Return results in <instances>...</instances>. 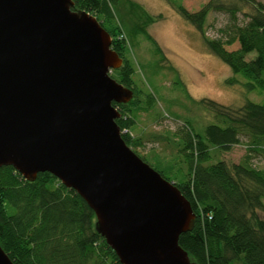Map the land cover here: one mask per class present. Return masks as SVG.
I'll list each match as a JSON object with an SVG mask.
<instances>
[{
    "label": "water",
    "instance_id": "1",
    "mask_svg": "<svg viewBox=\"0 0 264 264\" xmlns=\"http://www.w3.org/2000/svg\"><path fill=\"white\" fill-rule=\"evenodd\" d=\"M111 46L73 0H0V166L75 189L122 264H198L179 243L190 201L122 136L114 103L133 90L111 75ZM0 264H15L1 245Z\"/></svg>",
    "mask_w": 264,
    "mask_h": 264
},
{
    "label": "trees",
    "instance_id": "2",
    "mask_svg": "<svg viewBox=\"0 0 264 264\" xmlns=\"http://www.w3.org/2000/svg\"><path fill=\"white\" fill-rule=\"evenodd\" d=\"M73 1L75 9L97 17L111 34V47L123 58L112 76L132 89L133 97L127 103H114L121 112L117 123L126 143L148 162L136 149L143 146L144 138L132 136L131 129L138 122V112L150 108L153 97L144 96L135 79L136 68L120 37L122 25L116 14L124 12L131 33L151 41L155 53L165 59L162 47L148 32L156 17L143 9L138 12L132 0ZM242 3L253 11L240 23ZM174 6L200 32L209 51L230 66L233 75L226 78V84H242L246 92L264 93V2L209 0L195 11L183 4ZM211 11L230 15L215 37H209L205 28ZM236 42L238 48H227ZM252 52L255 56L248 59ZM200 102L214 112L216 121L201 132L191 121H183L175 133L181 178H168L158 170L174 181L196 214L192 229L180 235L179 243L198 264H264V166L252 161L255 154L264 155V100L246 98L238 107L210 98ZM238 144L248 148L240 162L214 160V149L229 151ZM0 245L15 264H122L97 231L94 210L75 189L48 171L28 180L10 165L0 166Z\"/></svg>",
    "mask_w": 264,
    "mask_h": 264
},
{
    "label": "rangeland",
    "instance_id": "3",
    "mask_svg": "<svg viewBox=\"0 0 264 264\" xmlns=\"http://www.w3.org/2000/svg\"><path fill=\"white\" fill-rule=\"evenodd\" d=\"M141 9L156 17L148 32L162 47L165 59L155 53L154 45L143 35L131 33L124 12H117L120 37L127 45L128 56L135 68V79L142 87L144 96L151 94L150 108L138 112V122L131 129L134 137L144 138L143 146L137 151L146 156L150 165L161 170L168 178H181L180 150L175 133L183 121H191L196 131L216 121L212 112L200 100L210 98L225 105L238 107L246 98L261 102L264 93L246 92L242 84L228 85L227 77L233 75L229 65L209 51L200 32L187 22L175 9L174 4H183L189 10H199L209 0H132ZM174 3H172V2ZM264 2V0H259ZM253 9L248 4L241 5L238 21L247 20L246 13ZM230 15L224 11H211L207 18L206 34L218 35V28L226 25ZM124 28V29H123ZM236 42L228 49H236ZM255 52L247 58H253ZM113 70L111 71V75ZM244 81L241 74L236 75ZM143 96V97H144ZM245 144L234 145L229 151H213L214 160L223 159L228 163L240 162L247 154ZM258 166H264V155L255 154L252 159ZM264 217V214L261 213Z\"/></svg>",
    "mask_w": 264,
    "mask_h": 264
},
{
    "label": "built area",
    "instance_id": "4",
    "mask_svg": "<svg viewBox=\"0 0 264 264\" xmlns=\"http://www.w3.org/2000/svg\"><path fill=\"white\" fill-rule=\"evenodd\" d=\"M126 131H127V129H124V130H123V132H126Z\"/></svg>",
    "mask_w": 264,
    "mask_h": 264
}]
</instances>
